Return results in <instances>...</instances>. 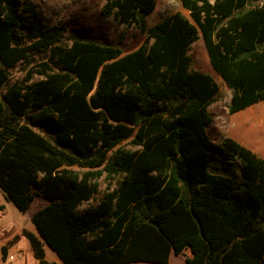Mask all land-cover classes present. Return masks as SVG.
I'll return each mask as SVG.
<instances>
[{
  "label": "trees",
  "instance_id": "1",
  "mask_svg": "<svg viewBox=\"0 0 264 264\" xmlns=\"http://www.w3.org/2000/svg\"><path fill=\"white\" fill-rule=\"evenodd\" d=\"M177 1L188 15L149 27L156 0H103L146 35L125 53L0 0V189L22 213L47 201L21 234L38 264H56L46 245L65 264H264V158L210 139L220 87L189 56L202 39L230 115L264 102V0Z\"/></svg>",
  "mask_w": 264,
  "mask_h": 264
},
{
  "label": "rangeland",
  "instance_id": "2",
  "mask_svg": "<svg viewBox=\"0 0 264 264\" xmlns=\"http://www.w3.org/2000/svg\"><path fill=\"white\" fill-rule=\"evenodd\" d=\"M156 2L157 5L155 11L148 17L149 27L154 26L163 18L178 11L188 15L177 0H156ZM26 3L34 6L40 12L41 17L46 24L64 28L67 37H70L76 31H81L86 37L102 39L112 45L120 46L125 53L134 51L146 40V35L134 27L125 28L124 26L119 25L113 18L102 16L101 9L104 4L103 0H19L21 6H25ZM122 32H126V35L121 42L120 36ZM189 56L192 58V70L212 75L220 87V93L216 101L209 107V112L214 118L212 125L208 128L210 139L215 143H219L225 137L238 138L239 141H244V146L264 158L262 155L264 153L260 149H256L249 144L251 143L250 139L247 140V142H245L246 139L240 140L242 139L240 134L245 133L247 130L251 131L255 124V120H262L261 127L264 133V102L257 105V107L248 109L247 111L230 115L228 106L230 104L232 93L220 76L213 70L202 39L192 45ZM24 76L25 73L22 71V67L19 66L12 71L11 78L12 80H22ZM256 142L259 144L260 148L264 150V136H261L259 141ZM121 146L127 149H135L127 141L122 143ZM213 163L220 169L219 171L225 172V168H230V162L228 160L223 161L221 158H214ZM232 168L235 169V166ZM113 182L114 181H109L104 177L101 178L99 181L98 193L95 194L89 202L84 203L81 208L83 209L89 206L98 205L103 194L107 191L108 186ZM44 204H46V201L37 197L32 209L26 213H22L7 199L6 194L0 189V208L1 205L4 207L3 214L0 212V233L7 234V236L14 234L18 235L21 234L23 230H27L37 234V230L31 221V215L34 209H37ZM10 225H13L14 227H11L12 233L8 234L5 231V228L10 227ZM16 250L20 253V257L17 260L14 262L8 261L9 263H7L2 260V256L0 255V264H20L24 258L26 259L27 264H38V262L31 263L23 250ZM45 250L47 259L50 262L57 260L60 264H65L49 246L46 245ZM170 264L186 263L181 258L173 255Z\"/></svg>",
  "mask_w": 264,
  "mask_h": 264
},
{
  "label": "crops",
  "instance_id": "3",
  "mask_svg": "<svg viewBox=\"0 0 264 264\" xmlns=\"http://www.w3.org/2000/svg\"><path fill=\"white\" fill-rule=\"evenodd\" d=\"M263 103V102H262ZM257 105H260V103L259 104H257ZM257 105H255V106H252V107H250V108H253V107H257ZM250 108H248V109H250ZM247 109V110H248ZM247 110H245V111H247ZM254 125H253V128H252V130L250 131V130H247V131H245V133H242V134H240V137L242 138V139H240V140H243V139H246V141L245 142H247V140H249L250 139V142L251 143H249L251 146H253V147H255L256 149L258 148V149H260L263 153H264V150L262 149V148H260V146H259V144L256 142V141H259V138L261 137V136H264V133H263V130H262V120H255L254 121ZM230 138H232V137H230ZM233 139H235L236 141H238L239 143H241V144H243L244 143V141H239V139L238 138H233ZM252 139V140H251ZM244 145V144H243ZM255 149V150H256ZM254 152V151H253ZM258 152V151H257ZM255 153V152H254ZM259 153V152H258ZM258 155V154H257ZM263 156H264V154H262ZM259 156V155H258ZM41 198V197H40ZM43 199V198H42ZM45 200V199H44ZM46 201V200H45ZM46 203H47V201H46ZM44 205H46V204H44ZM3 206L1 205V208H0V212L3 214V211H4V207L2 208ZM31 209H32V207H31ZM30 209V210H31ZM37 209H34L33 210V213L36 211ZM32 213V214H33ZM1 214V215H2ZM32 216V215H31ZM14 227L13 225H10V227H8V228H5V231L9 234V233H12V228ZM3 228V227H2ZM23 232V231H22ZM22 234V233H21ZM21 234H18V235H8L7 236V234H2V233H0V236H1V239H0V255L2 256V260L4 261V262H7V263H9L8 262V256L9 255H12V254H16V249H20V250H23V252L26 254V256L30 259V262L31 263H36V262H38L35 258H34V256H33V253H32V250H31V247H30V244H29V242L24 238V237H22L21 236ZM16 236H19V239H17V240H15V237ZM3 247H6L7 248V257H6V259H4L3 258V255H2V248ZM172 256H173V254L171 255V257H170V262H171V258H172ZM175 256V255H174ZM24 257H25V255H24ZM176 257V256H175ZM184 261V260H183ZM19 262V261H18ZM53 262H55L56 264H60L57 260H55V261H53ZM170 262H169V264H170ZM185 262V261H184ZM64 263V262H63ZM20 264H27V262H26V259L24 258V260H22L21 262H20Z\"/></svg>",
  "mask_w": 264,
  "mask_h": 264
},
{
  "label": "built area",
  "instance_id": "4",
  "mask_svg": "<svg viewBox=\"0 0 264 264\" xmlns=\"http://www.w3.org/2000/svg\"><path fill=\"white\" fill-rule=\"evenodd\" d=\"M20 257V253H18V251H16V254H12L8 256V261L9 262H14L15 260H17Z\"/></svg>",
  "mask_w": 264,
  "mask_h": 264
}]
</instances>
